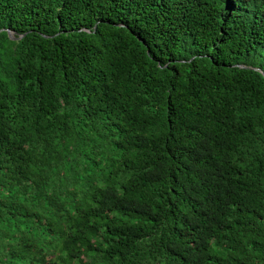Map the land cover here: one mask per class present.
<instances>
[{"label": "trees", "instance_id": "obj_1", "mask_svg": "<svg viewBox=\"0 0 264 264\" xmlns=\"http://www.w3.org/2000/svg\"><path fill=\"white\" fill-rule=\"evenodd\" d=\"M0 264H264V0H0Z\"/></svg>", "mask_w": 264, "mask_h": 264}, {"label": "water", "instance_id": "obj_2", "mask_svg": "<svg viewBox=\"0 0 264 264\" xmlns=\"http://www.w3.org/2000/svg\"><path fill=\"white\" fill-rule=\"evenodd\" d=\"M8 36L13 39L11 32L8 31Z\"/></svg>", "mask_w": 264, "mask_h": 264}]
</instances>
